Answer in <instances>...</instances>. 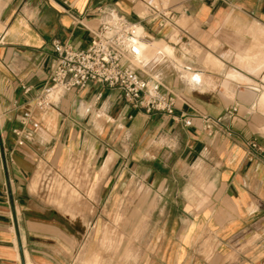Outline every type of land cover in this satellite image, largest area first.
<instances>
[{
	"label": "crops",
	"instance_id": "crops-1",
	"mask_svg": "<svg viewBox=\"0 0 264 264\" xmlns=\"http://www.w3.org/2000/svg\"><path fill=\"white\" fill-rule=\"evenodd\" d=\"M110 11L173 114L99 83L39 109ZM0 29V264H264V0H0Z\"/></svg>",
	"mask_w": 264,
	"mask_h": 264
},
{
	"label": "built area",
	"instance_id": "built-area-1",
	"mask_svg": "<svg viewBox=\"0 0 264 264\" xmlns=\"http://www.w3.org/2000/svg\"><path fill=\"white\" fill-rule=\"evenodd\" d=\"M159 14L164 17L161 25L174 23L169 14ZM139 27L137 23L110 11L94 31V38L86 48L76 49L69 43L55 41V61L48 82L35 97L36 106L42 110L49 109L66 92L99 83L121 89L125 99L136 108L173 114L175 100L161 91L159 80L142 78L134 68L123 63L131 43L141 37L137 32ZM4 32L0 29V41ZM235 111L236 107L227 109L225 118L231 117ZM223 119L204 116V126L212 129ZM183 122L190 125V117L185 116ZM43 185L49 187L50 181L44 179Z\"/></svg>",
	"mask_w": 264,
	"mask_h": 264
},
{
	"label": "rangeland",
	"instance_id": "rangeland-1",
	"mask_svg": "<svg viewBox=\"0 0 264 264\" xmlns=\"http://www.w3.org/2000/svg\"><path fill=\"white\" fill-rule=\"evenodd\" d=\"M70 200L73 201V200H80V199L78 197H75L74 199L70 198ZM120 221H121V217H120ZM101 248L103 249L104 253L108 252L110 249V247H106V246H102ZM119 250H121V246H119ZM75 264H79L78 258H76ZM86 264H111V263H110V258L106 259V257L102 253V255L99 254V255L93 256L92 260Z\"/></svg>",
	"mask_w": 264,
	"mask_h": 264
},
{
	"label": "bare ground",
	"instance_id": "bare-ground-1",
	"mask_svg": "<svg viewBox=\"0 0 264 264\" xmlns=\"http://www.w3.org/2000/svg\"><path fill=\"white\" fill-rule=\"evenodd\" d=\"M140 31V27L138 28V31L137 32H139ZM144 42V41H143ZM144 44V43H143ZM150 44V43H149ZM140 50V49H139Z\"/></svg>",
	"mask_w": 264,
	"mask_h": 264
}]
</instances>
